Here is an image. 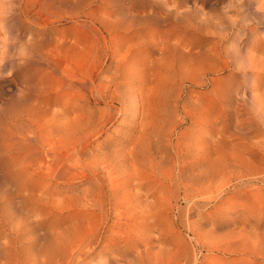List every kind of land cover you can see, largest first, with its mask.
<instances>
[{
	"label": "rangeland",
	"instance_id": "374dc122",
	"mask_svg": "<svg viewBox=\"0 0 264 264\" xmlns=\"http://www.w3.org/2000/svg\"><path fill=\"white\" fill-rule=\"evenodd\" d=\"M91 81L138 82L143 103L129 131L114 109L101 139L126 169L96 201L88 172L50 180L15 134L103 109ZM263 146L264 0H0V264H264ZM203 162L218 171L196 184Z\"/></svg>",
	"mask_w": 264,
	"mask_h": 264
},
{
	"label": "bare ground",
	"instance_id": "6f19581e",
	"mask_svg": "<svg viewBox=\"0 0 264 264\" xmlns=\"http://www.w3.org/2000/svg\"><path fill=\"white\" fill-rule=\"evenodd\" d=\"M112 77H114V76L112 75ZM136 84H138V82H135V81L121 82V83H119V85H117V86L115 85L116 87L113 90V93L111 95L108 93V92L112 91L111 85L109 83H104V81H102L99 84H96L95 81H91L89 83H84L83 86H86L88 88L89 92L91 94H95V96L97 97V101L95 104H98V105L103 104L104 105L103 109H98V107L86 109L78 117V119H70L67 117V115H69V113H67V111H62V113L57 115V120H56V122H54L53 125H51V127H50L51 130L49 131V133H47V135L44 132H37V131H33L31 133V135H29L27 132L30 131L32 128H16L15 134L19 135L18 136V138L20 139L19 143L23 145L24 143L28 144L29 142H32V143L35 142V144L38 145V147H36V149L40 151V155H41L42 160L44 159L47 161L46 162L47 163V172L46 173L49 176L50 180H53V181L58 180L59 175H60L59 174L60 170H62V169L63 170L76 169L78 171H81L84 175L87 174V172H88L89 173L88 179L90 181L89 195L91 196V198L95 197L94 201H96V192L99 190L105 191L106 196H108V195L111 196V194H109L111 192L110 191L111 188H108L109 185L107 184V182H108L107 179L110 180V178L112 176L118 175V174L120 175L124 171V167H125L124 166V159L127 156H125L124 154L121 153V151L118 148L119 144H118V142L114 141V137L112 135H108L105 139L104 138L101 139V138L103 137V133H104V130L107 127V125L110 123H113L115 120V114H114L115 108H117V110H118V115L123 118V125H124L123 130L129 131V130L133 129V127L135 126L133 122H134L135 117L138 116V114L134 111H135V109H138V107L141 104V102L138 100V94L136 91ZM78 93H81V92H78ZM83 95H82V97H83ZM118 105H119V107H118ZM18 124L23 126V121L18 123ZM163 124H165V123H163ZM176 124H179V123H176ZM150 131H151V129H150ZM152 133H153V130H152ZM118 134H119V132H118ZM121 134H124V133L122 132ZM145 135H146V132L143 131V134L140 138L143 140L146 139ZM124 136H126V135H124ZM133 137L129 138V136H128L126 138H127V140L132 141V140H135V139H133ZM140 138L138 141H140ZM4 139H6V138H4ZM261 145H259V146H261ZM263 147H261V148H263ZM143 148L144 147L142 145L141 146L138 145L135 147V150L133 151V153L136 156L139 154H144L145 149H143ZM161 149H162V147H161ZM37 150H35V151L37 152ZM163 151L165 152V155L168 156L169 152L166 149L165 150L163 149ZM170 155H171V153H170ZM189 155H190V153H189ZM85 162H86V164H85ZM140 162L142 163V166H144V167L147 165V163H145V161H140ZM194 162H195V164L192 165L193 167L191 166V170L193 169L192 170L193 172L196 169V168L194 169V166L199 165L196 163V161H194ZM31 165H33V164H31ZM14 167L16 168V170L19 173H29L30 169H32L30 166H28L26 164L25 159L23 157H21V158L17 157V159L15 160ZM199 167L200 168L197 169V173L192 174L193 176H191L192 181H195L196 184H200V183L203 185L206 184L209 181V179L212 180V178L216 175V172L218 171V167L216 164L212 165V164H208V163L203 162L202 164H200ZM125 169H126V167H125ZM182 172L185 173L184 170ZM157 173H158V170H157ZM182 180H183V178H182ZM103 194H104V192H103ZM106 196H105V198H106ZM111 201H112V199L110 200V202ZM107 202H109V201H107ZM149 210H150V208H149ZM183 226H185V225H183ZM195 227H196V225H195ZM199 228H201L200 225H199ZM193 229H195V228H193ZM99 238H101V237H99ZM197 238H199V236ZM199 241H200V239H199ZM192 256H195V255H192ZM192 256H190V257H192ZM186 260H187V258H186ZM30 261L31 262L28 264H75L76 258L74 256H70L69 258L57 261L54 256H49V257H44L42 259H37V258L32 259V260L30 259ZM192 261H194V260H192ZM192 261L190 258L185 262H187L186 264H192L193 263Z\"/></svg>",
	"mask_w": 264,
	"mask_h": 264
}]
</instances>
